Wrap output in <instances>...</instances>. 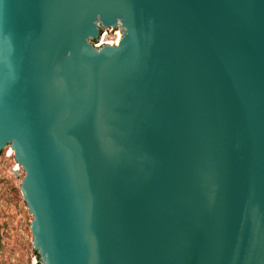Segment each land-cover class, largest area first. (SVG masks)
I'll list each match as a JSON object with an SVG mask.
<instances>
[{
    "label": "water",
    "instance_id": "95a60500",
    "mask_svg": "<svg viewBox=\"0 0 264 264\" xmlns=\"http://www.w3.org/2000/svg\"><path fill=\"white\" fill-rule=\"evenodd\" d=\"M9 150L39 264H264V0H0Z\"/></svg>",
    "mask_w": 264,
    "mask_h": 264
},
{
    "label": "rangeland",
    "instance_id": "374dc122",
    "mask_svg": "<svg viewBox=\"0 0 264 264\" xmlns=\"http://www.w3.org/2000/svg\"><path fill=\"white\" fill-rule=\"evenodd\" d=\"M120 32H102L101 42L115 43ZM24 176L9 150L0 155V264H39L32 247V219L19 193Z\"/></svg>",
    "mask_w": 264,
    "mask_h": 264
},
{
    "label": "bare ground",
    "instance_id": "6f19581e",
    "mask_svg": "<svg viewBox=\"0 0 264 264\" xmlns=\"http://www.w3.org/2000/svg\"><path fill=\"white\" fill-rule=\"evenodd\" d=\"M117 34H118V33H117ZM117 36H118V39H119V38H120V34H118ZM118 39H117V41H118ZM117 41H116V42H117ZM116 42H115V43H116Z\"/></svg>",
    "mask_w": 264,
    "mask_h": 264
},
{
    "label": "built area",
    "instance_id": "2783aa9c",
    "mask_svg": "<svg viewBox=\"0 0 264 264\" xmlns=\"http://www.w3.org/2000/svg\"><path fill=\"white\" fill-rule=\"evenodd\" d=\"M114 44V43H113Z\"/></svg>",
    "mask_w": 264,
    "mask_h": 264
}]
</instances>
